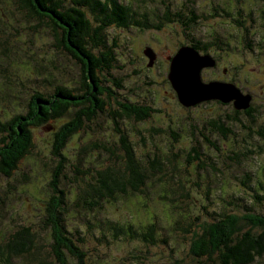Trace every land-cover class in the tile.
I'll list each match as a JSON object with an SVG mask.
<instances>
[{"label": "rangeland", "instance_id": "1", "mask_svg": "<svg viewBox=\"0 0 264 264\" xmlns=\"http://www.w3.org/2000/svg\"><path fill=\"white\" fill-rule=\"evenodd\" d=\"M118 1L143 24L105 28L104 45L113 60L104 75L108 80H102L121 100L153 108L145 120L118 123L152 179L143 192L128 191L90 213L70 201L66 227L75 238H83L79 244L87 264H198L190 252V233L174 224L178 213L211 220L224 206L228 212L264 215V198L258 197L264 196V0ZM17 10L13 0H0L1 122L23 113L35 90L54 91L58 83L77 86L80 80L79 65L54 49L51 32ZM192 44L200 45V54L218 59L212 57L215 64L201 69V80L233 83L243 95L250 94L251 115H236L232 105L215 100L188 108L178 103L167 79V56ZM146 47L155 53L151 67L142 53ZM218 118L230 128L226 137L210 126ZM113 125L107 114L99 113L69 137L62 187L73 188L74 176L93 174L122 153ZM33 137L34 147L19 162L15 176L0 179V244L20 225L38 227L40 222L55 160L49 130L34 128ZM155 158L160 169L151 166ZM179 182L188 196L178 198L180 203ZM165 197H175L174 205L180 207ZM149 223L158 226L154 243L124 231L114 235L113 225L141 229ZM11 261L24 264L16 257ZM9 263L0 259V264ZM251 264H264V256Z\"/></svg>", "mask_w": 264, "mask_h": 264}, {"label": "trees", "instance_id": "2", "mask_svg": "<svg viewBox=\"0 0 264 264\" xmlns=\"http://www.w3.org/2000/svg\"><path fill=\"white\" fill-rule=\"evenodd\" d=\"M64 1L13 0L19 14L27 16L32 24L41 25L51 32L55 50L66 52L77 62L80 80L77 86L58 83L53 87L54 91L35 90L30 94L23 113L19 112L8 120L0 121V179L14 177L19 162L31 153L34 147V128L41 126L49 130L50 154L55 160L50 170L47 183L49 191L43 202L38 227L20 225L0 244V259L11 262L9 264H13V257L24 260V264H87L86 251L79 244L83 238H75L66 227L70 201H75V208L84 207L90 213L93 208L114 201L128 194V191L131 192L129 194L143 192L146 182L152 179L148 166L135 156L127 135L122 132L118 123L127 118L145 120L151 115L153 108L126 98L121 100L116 97L113 88L104 84L108 80L104 75L109 73L113 59L111 50L105 48L103 31L111 25L127 27L143 23L134 17L129 6L118 0ZM191 46L202 49L199 44ZM143 55L147 58L144 53ZM147 63L146 67H151ZM114 84L120 86V82ZM215 101L226 105L229 103L236 115L241 112L251 115V107L238 110L231 102ZM178 103L183 106L179 101ZM105 104L110 106L109 109ZM99 113L107 114L115 125L122 153L93 174L85 176L82 172L79 177L74 176L73 182L76 185L66 189L62 187L67 164L63 149L69 137ZM221 120H211L210 126L226 137L230 128ZM230 121L236 120L231 118ZM152 165L160 169L162 164L155 158ZM86 171L88 174L89 170ZM182 187L181 183L177 185L179 203L182 200L178 198L185 200L188 197L183 193ZM258 197L264 198L263 194ZM166 199L174 208L180 207L179 204L174 205L175 197ZM174 224L182 232L190 233V252L198 264H251L264 256V215L228 212L223 206L221 212L211 220L200 221L198 217L180 212ZM143 226L145 227L140 229L133 228L131 224L125 227L113 225L114 235L124 231L129 237L154 243L157 240L158 226L155 223ZM159 239L166 243L164 238Z\"/></svg>", "mask_w": 264, "mask_h": 264}, {"label": "water", "instance_id": "3", "mask_svg": "<svg viewBox=\"0 0 264 264\" xmlns=\"http://www.w3.org/2000/svg\"><path fill=\"white\" fill-rule=\"evenodd\" d=\"M143 53L148 58L147 66H152L155 60L153 50L146 47ZM168 59L170 61L167 79L183 106L189 107L207 100L232 102L238 110L247 109L250 106V94L243 95L233 83L201 80V69L215 64L210 55L200 54L195 47L183 45Z\"/></svg>", "mask_w": 264, "mask_h": 264}, {"label": "flooded vegetation", "instance_id": "4", "mask_svg": "<svg viewBox=\"0 0 264 264\" xmlns=\"http://www.w3.org/2000/svg\"><path fill=\"white\" fill-rule=\"evenodd\" d=\"M206 52V51H205ZM207 53V52H206ZM209 54V53H208ZM170 56V55H169ZM169 56H167V58L169 57ZM212 57L215 59V61H218V59H217V57H215V56H213L212 55ZM217 65H218V63H217ZM223 72H226V70L225 69H223ZM228 105H230L229 103H228Z\"/></svg>", "mask_w": 264, "mask_h": 264}, {"label": "bare ground", "instance_id": "5", "mask_svg": "<svg viewBox=\"0 0 264 264\" xmlns=\"http://www.w3.org/2000/svg\"><path fill=\"white\" fill-rule=\"evenodd\" d=\"M250 107V106H249Z\"/></svg>", "mask_w": 264, "mask_h": 264}]
</instances>
